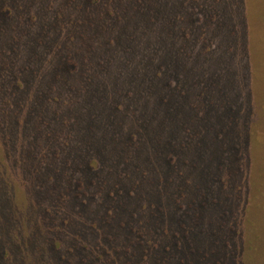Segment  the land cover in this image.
<instances>
[{"label":"rangeland","instance_id":"obj_1","mask_svg":"<svg viewBox=\"0 0 264 264\" xmlns=\"http://www.w3.org/2000/svg\"><path fill=\"white\" fill-rule=\"evenodd\" d=\"M9 1L4 12V4L0 5V65L6 58L20 65L29 58L36 75L27 71L13 77L16 70L10 66L12 72L0 78V87H8L0 90V264H129L139 239L132 227L144 240L172 239V233L181 231L179 223L164 226L167 220H163L158 222L163 235L156 234L144 226L138 213L130 219L125 206L130 201L122 202L114 194L116 204L100 200L109 209L106 214L92 202H87L91 211L79 209L68 195L53 206L38 195L36 178L41 174L28 163L16 161L20 153L12 146L27 142L26 131L38 124L39 117L41 128L57 127L63 114H87L89 106L100 104L87 90L52 101L54 90L64 88L65 94L67 87L79 86L80 74L75 72H58L61 84L57 86L48 82L45 87L36 80L49 74L50 63H59L63 46L76 64L89 65V80L101 82L106 91L128 82L133 83L134 93L139 91L148 73L141 69L146 67L148 71L159 67L175 80L183 79L180 91L173 94L175 110L166 118L174 123L181 142H186L185 150L177 151L186 162L178 166L177 179L170 185L174 191L166 189L169 199L178 197L181 202L180 208L166 213V219L172 215L183 220L189 234L180 243L182 255L171 264L193 261L187 255L189 244L199 249L198 244L209 241L202 251L228 252L227 264H264V0H140V6L137 0ZM49 2L58 5L53 18L45 11ZM34 3L41 4L29 13ZM203 34L209 35L207 41L202 40ZM98 60L105 65L104 71L94 64ZM200 63L206 72L214 70L210 73L213 83L204 87L190 78H199L196 68ZM42 90L47 96L39 99ZM201 92L214 102L199 100ZM12 93L14 106H20L13 123L6 120L3 104V100L11 102ZM68 100L78 104L72 107ZM144 102L138 97V112ZM226 102L233 106L225 108ZM34 105L37 109L30 114ZM189 105L204 117L191 115L184 120L182 114ZM53 107L60 115L57 121L51 117L49 108ZM154 113L157 117L151 123L155 127L161 116ZM77 123L81 126L82 119ZM186 125L191 126L192 138L185 134ZM33 139L47 140L41 135ZM107 179L115 181L108 175ZM118 183L120 188L131 186ZM144 183L138 186L144 185L147 191L149 186ZM158 251L148 252L144 263L153 264ZM173 252L174 248L167 257Z\"/></svg>","mask_w":264,"mask_h":264},{"label":"trees","instance_id":"obj_2","mask_svg":"<svg viewBox=\"0 0 264 264\" xmlns=\"http://www.w3.org/2000/svg\"><path fill=\"white\" fill-rule=\"evenodd\" d=\"M8 1L0 0V5L4 4L1 7V12L5 10L7 6L5 4ZM11 3L13 6L15 5L13 2ZM49 3L46 7L48 9H45V11L49 13V18H53L58 5L52 2ZM136 3L140 6L141 1L137 0ZM40 4H30L32 8L29 13L30 11L33 13L36 9L35 6H40ZM218 22L221 23V21ZM56 33L58 32L56 31ZM208 36L203 34L201 38L207 41ZM36 43L39 42L36 41ZM65 50L69 49L63 46L59 63L49 64V74L36 77V80L42 82L45 87H48V82H50V85L53 83L57 86L61 84L58 81V72L69 75L75 72V75L80 74V79H77L79 86L67 87L65 94L63 93L64 88L54 90V92H51L54 94L52 101H57L63 96L70 99L72 95L78 96L80 92L87 90V94L92 93L100 104L98 106L94 105V108L89 106V109L86 110L87 114L75 113L69 115V112L63 114L62 122L57 127L45 125L46 128L45 126L41 128L40 121L42 119L39 117L37 120L39 125L36 124L31 131L24 129L28 133L26 134L28 136L27 142L12 146L20 153L16 161L28 163V167L35 168L41 174L36 178L38 195L46 197L53 206H57L59 202H64V196L68 195L69 201L75 207L90 210L87 207V202H92L95 206L97 205V209L103 211L102 214H106L109 209L106 210L105 205L100 200L104 198L108 200V203L110 201L111 204H116L117 200L111 197L114 194L122 202L130 201L125 205L126 208L128 207L127 211L130 219H134L138 213L142 216L141 222L144 223V226L152 227L156 234L163 235L159 228L158 222L160 221L167 220L164 226L171 225L173 222L174 224L179 223L181 231L177 235L172 233V239L151 240L147 238L144 240L140 238L141 235L136 232V228H131L134 231H132L134 237H139V239L135 242L138 251L133 254V259L130 260L129 264H145L144 260L147 258L148 252L156 248H159V251L156 252L157 256L154 257L153 264H171L173 258L182 255L179 246L182 240L188 238L185 236L189 234V229L184 226L183 220H177L172 215H169L166 219V213L180 208L181 203L178 197L173 200L169 199L166 195V189L174 191L170 188V185L177 179L178 166L186 162L181 161L180 155L177 154L178 150H185L186 142H181L182 140L177 135L178 131L174 128V123L166 118L169 111L175 110L174 107L177 101L176 96L174 97L173 94L175 91H180L179 88L183 85V79L177 81L168 72H162L161 68L159 71V67L150 71L146 67V69H141V72L144 73L146 70L148 73L144 76L145 80L141 76L145 83L139 84V91L133 92L132 82H128L123 86L115 85L114 88L106 91L103 89L101 82L89 80L86 71L89 65L86 66L87 63L83 64V61L80 65L76 64L75 60L65 54ZM185 54H187V51ZM24 61L26 62L20 65L18 62L16 64L8 62L7 58L3 60L0 65V71H3V73L0 74V78L5 79V75L12 72L11 69H8L10 66L16 70L15 74L12 75L13 77L18 78L19 73L24 74L27 71H31L32 75H36V67L35 65L31 66L32 62L29 58H25ZM94 64L98 71H104L105 65L103 66V62L98 60ZM201 67H203V64L200 63L196 68V75L199 78L194 77L195 75L190 78L192 83L198 81L204 87L207 83H213L210 73H214V70L211 68L206 72ZM53 68H56L54 73H52ZM49 75L50 77H48ZM80 84L82 87L83 85L86 87L82 88ZM6 88L2 85L0 90L6 91ZM197 90H201V88H197ZM199 95L203 96L198 97L199 100L207 103L214 102L213 98H207V95L204 96L203 92ZM46 96V91L42 90L39 99ZM138 97L143 98L144 103H146L141 112H138ZM14 99L15 96L12 93L11 102L8 103L3 100L6 120H12V123L18 119L20 114V106H14ZM67 104L75 107L78 102L68 100ZM230 106H233V104L230 102L225 103V108ZM150 107L152 108L151 112ZM2 108L0 107V113L3 111ZM36 109L37 107L34 105L30 108L29 113L34 114ZM55 109L56 107L49 108L52 111V119L57 121L60 115ZM155 111H158L161 120L154 127L151 121L153 117H157ZM72 112L74 111L72 110ZM182 115L184 120L189 116L191 117V115L192 118L203 116L192 105H189V109ZM231 118V115L227 117L228 120ZM81 119L82 125L79 126L77 122ZM75 126L80 130L72 131ZM184 127L186 128L185 134L192 138L193 135L188 133L191 126L186 125ZM168 130L172 131L168 132ZM73 133L75 136H73ZM30 134L32 139H30ZM40 135L47 138V140L36 141L33 139L35 137L38 139ZM193 153L198 157L201 155L196 151L195 146H193ZM107 175L115 179L117 183L114 180H111L112 182L108 180ZM120 181L126 184L131 183V186L120 188V183H118ZM141 182H145L144 184L149 186L147 191H144V185L138 186ZM136 188L143 190L137 193ZM35 190L37 189L35 188ZM102 193H104V197H102ZM69 194H72V198ZM142 229L145 230V228ZM148 232L151 233L149 230ZM209 243L210 241L205 245L198 244L199 249L190 243V247H187V255L192 256L194 260L188 264H227L228 252L226 257V255L213 253L214 250L210 251L213 254L202 251L209 246ZM225 245L228 247L227 243ZM172 248L176 250L177 255H175L176 252H173V256L167 257ZM225 251H227V248ZM183 258L181 261L185 260V257ZM99 259H101L100 256ZM20 261H22L21 258Z\"/></svg>","mask_w":264,"mask_h":264}]
</instances>
